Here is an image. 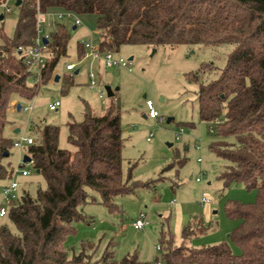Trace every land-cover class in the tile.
<instances>
[{"label": "trees", "instance_id": "1", "mask_svg": "<svg viewBox=\"0 0 264 264\" xmlns=\"http://www.w3.org/2000/svg\"><path fill=\"white\" fill-rule=\"evenodd\" d=\"M37 2L21 0L15 33L3 34L0 43V181L10 180L14 171L9 160L14 141L3 132L12 94L33 96L40 83L56 75L58 62L68 52L69 30L55 20L44 46L47 58L41 80L28 82L32 72L18 47L33 45L38 35ZM39 4L42 12L63 9L94 14L102 51L115 53L126 44L232 43L216 78L204 83L200 72H192L189 79L200 82L199 116L219 137L210 150L229 161L220 173L224 185L242 183L255 189L257 196L254 202L231 201L226 206L228 216L240 220L229 234L240 254L228 240L191 245L192 236L208 228L192 219L182 229L181 243L173 234H162V254L154 262L141 260L137 253L117 258L110 247L98 256L90 240L70 255L65 239L76 231L77 222L89 221L84 205L99 202L115 211L117 196L134 193L145 184L134 179L131 170L124 173L121 104L114 98L105 112L97 114L87 106L83 120L69 122L74 151L59 146V125L32 126L38 135L27 154L47 185L35 195L24 189L10 201L8 216L17 232L0 224V264H156L160 260L164 264H264V0H39ZM78 50L83 56L81 43ZM206 67L213 63L202 66ZM73 83L74 76L67 75L64 89Z\"/></svg>", "mask_w": 264, "mask_h": 264}, {"label": "rangeland", "instance_id": "2", "mask_svg": "<svg viewBox=\"0 0 264 264\" xmlns=\"http://www.w3.org/2000/svg\"><path fill=\"white\" fill-rule=\"evenodd\" d=\"M9 6L11 11L5 12V7L0 5V13L5 15L0 20V43L3 34L14 35L19 19L20 8L16 0L10 1ZM77 16L81 20L77 28L73 27L74 18H57L69 30L67 55L58 62L56 75L47 83H40L33 96L12 94L3 132L16 141L22 135L36 138L38 133L32 128L34 124L59 125V146L74 151L76 147L69 141V122L83 120L87 106L101 114L114 98H118L124 136V173L127 175L131 170L133 178L145 184L137 186L134 193L117 196L114 202L119 208L115 211L99 202L84 205L89 221L77 222L76 231L66 237L65 244L70 255L79 253L82 242L90 240L95 242L98 256L110 247L115 250L117 258L137 253L141 260L154 262L162 254L158 249L162 234H173L178 243L182 242L183 208L190 219L208 227L205 232L192 236L191 245L202 246L228 240L233 251L240 254V248L229 235L240 220L228 216L226 206L231 201L254 202L257 191L247 189L242 183L224 185L220 173L229 161L210 150V144L219 137L207 122L201 120L196 95L200 82L207 83L217 77L234 45L126 44L115 54L128 61L129 66L105 68L101 61L80 56L78 50L79 43L83 41L100 45L96 16ZM46 25L48 33L51 27ZM44 55L47 58V54ZM130 57L133 58L130 60ZM69 62H75L76 69L67 70ZM207 63H213V67L203 69L202 66ZM77 70L79 73H76ZM91 70L97 78L95 87L89 86L88 73ZM192 72H200V82L190 81ZM67 75L74 76V83L66 90L64 82ZM34 77L33 71L28 78L30 84L38 82ZM106 85L119 89L114 96L105 93L101 98L99 91L105 90ZM147 100L153 101L162 118L149 117ZM55 101L60 104L56 110H51L49 105ZM16 128H19L17 133L14 132ZM28 147L27 143L13 145L9 160L14 169H30L28 175L19 171L13 178L21 184L22 190L35 195L39 187L45 188L47 184L31 164L19 166ZM199 172L201 182L196 180ZM8 180L0 181V205L7 209V214L0 216V224L6 223L16 233L17 228L8 216L10 201L5 200L1 193L2 185ZM91 194L100 198L99 193L93 190ZM204 197L212 202L209 210L199 207ZM171 199H174L175 207L170 208L168 202ZM141 214H144L147 224L137 229L133 222Z\"/></svg>", "mask_w": 264, "mask_h": 264}, {"label": "built area", "instance_id": "3", "mask_svg": "<svg viewBox=\"0 0 264 264\" xmlns=\"http://www.w3.org/2000/svg\"><path fill=\"white\" fill-rule=\"evenodd\" d=\"M12 0H5L4 2L0 3V5L5 7V12H10L11 11V7L9 6V2ZM38 5V35L35 39V42L33 45L29 46V47H23V46H19L18 49L19 51H23L24 53V59L26 61V63L29 66V71L31 72H35V81H40L41 80V76H42V71L43 68L45 66L46 63V57L44 55L45 51H44V46H45V42L44 39H48L49 38V32L46 33V29H45V24H47V27H53L54 26V21L60 18H64V17H71L74 18V24L76 26H79L81 23L80 18L77 16V14H75L72 11H68L66 10L65 12H59L58 10H54V11H48V12H42L40 11L39 8V0L37 2ZM1 14V13H0ZM51 16L53 17L52 19H55L54 21H48L47 17ZM85 49V53L83 55V57H90L92 59V61H101L103 63V66L105 68H110L113 67L114 65H120L123 67H127L129 66L128 61H126L123 57L117 56L114 52L112 51H102L100 48V45H97L95 43H92L91 41H83L81 43ZM77 64L75 62H69L66 66L67 70L72 71L74 69H76ZM89 78H90V83L89 86L91 87H95L97 86V78H96V74L93 70H91L89 73ZM106 93V90H100L99 91V96L102 98L104 96V94ZM60 102L59 101H55L53 103H51L49 105V108L51 110H56L59 106ZM146 106L148 109V115L151 118H162L159 114V111L156 109L154 103L152 100H147L146 101ZM211 130H213L212 127H210ZM181 131H183V128H181ZM180 133L178 134L177 138H179ZM150 139V138H148ZM23 143H27V144H31L33 143V138L28 136H21L19 139H17L16 141H14V145L15 146H21ZM30 156V155H29ZM23 161H21V163L19 164V166L22 165V163L25 164H31L33 166L34 164V158H32L30 156V160L24 162V157L22 159ZM199 160L201 161V158H199ZM24 164V165H25ZM22 165V166H24ZM21 166V167H22ZM21 171L23 175H28L30 173V169H14L13 171V176L15 173ZM204 174V173H203ZM12 178L4 183L2 185V196L5 200L11 201V200H16L17 198H19V196L21 195L22 189H21V184L15 179ZM201 175L197 177V181L201 180ZM210 199L204 197L202 198V202L203 203H207L209 202ZM171 206H173V202L170 203ZM7 214V209L4 205H0V216H5ZM147 224V221L144 219V214H141L134 222L133 225L135 228L137 229H142L144 228V226ZM158 249L160 250V245L158 246ZM156 264H161L160 261H158V263Z\"/></svg>", "mask_w": 264, "mask_h": 264}, {"label": "crops", "instance_id": "4", "mask_svg": "<svg viewBox=\"0 0 264 264\" xmlns=\"http://www.w3.org/2000/svg\"><path fill=\"white\" fill-rule=\"evenodd\" d=\"M52 18H53V17L49 16V17H47V20L50 19V20L54 21L55 19H52ZM73 27L77 28L78 26H76V25L74 24ZM84 51H85V49H84ZM84 53H85V52H84ZM83 55H84V54H83ZM76 67H77V66H76ZM77 71L79 72V70H77ZM118 89H119V88H117V87H116L115 89H113V90H114V95L116 94V91H117ZM17 129H18V131H17ZM14 132H15V133L19 132V128H16V129L14 130ZM188 147H189V146L187 145L186 148H188ZM202 167H203V166H201V168H202ZM202 171H203V168H202ZM200 173H201V172H199V173L197 174V176H196V180H197V177L200 176ZM204 173H205V172H204ZM201 181H202V177H201V180H200L199 182H201ZM171 202H173V206L175 207L174 199L169 200V202H168V207H170V208L173 207V206L170 205ZM211 203H212V202H210V201L207 202V203H203V202H202V199H201V201L199 202V207H200V208H203L204 210H209V207L211 206ZM182 211H183V212H181V217H182V218H181V221H182V222H181V225L184 227V226H185L186 224H188L193 218H192V219L189 218V215L185 212V209H184V208L182 209ZM188 219H189V220H188ZM182 229H183V228H182ZM167 236H169V235H167ZM181 236H182V231H181ZM182 240H183V238H182Z\"/></svg>", "mask_w": 264, "mask_h": 264}, {"label": "water", "instance_id": "5", "mask_svg": "<svg viewBox=\"0 0 264 264\" xmlns=\"http://www.w3.org/2000/svg\"><path fill=\"white\" fill-rule=\"evenodd\" d=\"M21 3V0H17L16 1V5H19ZM4 18V15L3 14H0V20H2ZM75 28V27H74ZM44 42L47 43L48 42V39H44ZM133 57H130L129 59L131 60ZM76 73H78V71H76ZM58 76L56 77V80H58ZM118 88V87H117ZM105 90H106V93L108 94V96H114V90L113 88L110 86V85H106L105 86ZM18 108L20 109L21 106L18 105ZM171 119L169 118L168 121H170ZM18 131V129H17ZM30 160V156L28 154L24 155V162L26 161H29Z\"/></svg>", "mask_w": 264, "mask_h": 264}]
</instances>
